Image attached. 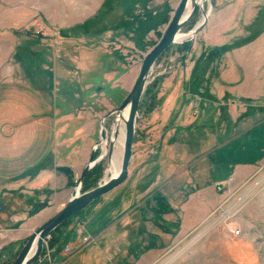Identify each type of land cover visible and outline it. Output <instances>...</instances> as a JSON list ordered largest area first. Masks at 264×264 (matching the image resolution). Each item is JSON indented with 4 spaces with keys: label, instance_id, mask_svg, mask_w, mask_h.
<instances>
[{
    "label": "rangeland",
    "instance_id": "rangeland-1",
    "mask_svg": "<svg viewBox=\"0 0 264 264\" xmlns=\"http://www.w3.org/2000/svg\"><path fill=\"white\" fill-rule=\"evenodd\" d=\"M100 1L0 0V84L5 91L21 93V96L8 95L1 102L4 107L3 120L11 122L7 125L4 139L7 155L48 152L50 157L53 143L56 146L52 153L57 155L61 130L57 125L50 126V122L54 124L58 117L67 112L68 107L81 104L86 100L84 95L96 88H101L104 95L113 97L118 104L128 94L143 57L159 41L166 23L146 31L138 48L126 47L113 38H104L112 29L114 4L112 0H104L101 11L93 14L94 6ZM178 2L153 0L148 4L147 11L158 15L165 8L166 13H170V19ZM201 11L209 12L204 28L191 41L172 45L164 51L149 74L138 105L131 161L132 167L137 168L141 162L139 160L148 154V150L159 149L160 137L164 136L170 123L166 128L155 129L146 124L144 114L149 106H162L161 103L166 101L165 95L175 88L176 82L172 81L164 87V97L160 100L156 98L157 89L163 87L165 78L185 72L187 68L182 66L184 57L192 59L203 56L213 61L227 55L233 64H238L239 57H244L238 67L232 65L241 70L240 79L234 84L216 81L215 86H211L212 82L202 81L200 83L205 84L203 93L187 92V89L191 91L190 81L183 83V87L182 81L178 82L175 88L176 111L188 117L193 115L201 126L197 130L198 135L195 134L199 149L214 147L212 155L190 169L192 174L198 172L197 178L204 184L213 183L218 177H226L227 172L222 175L212 172L214 164L226 166L245 162L250 152L258 153L260 143L264 145V122L254 132L226 142L238 127L245 129L264 119V0H202L182 27L181 34L191 31L202 21ZM114 20L116 23L117 19ZM205 28H219L215 29L214 37L220 43L209 44ZM222 28L229 30L224 32ZM218 44L224 47H218ZM254 46L258 49H254ZM117 47L125 53V60L116 50ZM85 57L89 59L86 61ZM79 60H82L80 64ZM126 65L131 71V79L123 76L127 72L124 70ZM226 68H229L228 63ZM234 86H241L251 94L231 96V91H221H235L237 88ZM210 88L213 93L208 92ZM182 91L186 93L182 94ZM41 92L50 96L48 109L40 104L35 105L34 97L43 96ZM101 125L103 128L99 127L98 133L104 134L107 143L105 149L101 144H95L91 149L93 160L103 156L90 169L100 172L92 187L103 178L109 156L118 154L117 147L113 145L109 152L114 116L107 117ZM174 137L171 142L177 141ZM174 152L180 154V149ZM261 155L258 153L257 157ZM84 167L75 176L71 171L72 192ZM176 171H180V168ZM231 179L221 190L215 189L212 200L215 207L209 210L206 218L183 234L174 233L166 248L159 255L150 256L147 264H264V160L244 172L239 182L233 176ZM188 188L192 190L191 186ZM87 190L80 185L81 192ZM108 194L110 192L101 198ZM49 198L48 194L49 204L40 207V213L49 212L45 221L65 205L60 206ZM89 206L78 213L84 214L83 221L88 230L91 227ZM74 219L75 216L70 218L69 223ZM42 224H35L28 235ZM68 225L61 229V234ZM1 233L0 264H11L22 246L14 248L12 243H8L5 233ZM52 233L44 241L41 255L33 264H53L54 255L62 256L66 243L58 242L53 248L49 247Z\"/></svg>",
    "mask_w": 264,
    "mask_h": 264
},
{
    "label": "crops",
    "instance_id": "crops-1",
    "mask_svg": "<svg viewBox=\"0 0 264 264\" xmlns=\"http://www.w3.org/2000/svg\"><path fill=\"white\" fill-rule=\"evenodd\" d=\"M112 1L114 4L112 29L104 35V38H113L126 47L138 48L141 46L140 39L144 37L146 31L157 28L160 23L167 25L169 21L170 13L167 14L165 8L158 15L147 11L148 4L153 0ZM103 4L104 0L98 2L94 6L93 14L99 13ZM114 18L117 19L116 23ZM215 29L219 28L204 29L208 33L207 41L212 45L220 43V41L216 42L214 37ZM222 29L224 32L229 30V28ZM218 47H224V45L218 44ZM256 47L254 49H258ZM116 50L125 60L126 55L123 50L120 51V47ZM88 59L85 57L84 60ZM243 59L244 57H239V63L233 64L227 55L213 61L203 56H195L192 59L184 57L182 66L187 68L185 72L165 78L163 87L157 89L156 98L160 100L164 97V87L169 86L172 81L176 82L175 88L181 81L182 87L187 81L192 83L199 80L212 82L211 86H215L216 81H228L234 84L240 79L241 70L232 65L238 67ZM81 61L79 60L78 64ZM124 70L127 72L123 73V76L131 79V71L127 65ZM204 85L201 84L199 92L203 93ZM1 87L3 85L0 86V236L1 232H4L8 243H12L14 248H20L29 236V230L35 224L44 223L49 215L48 211L40 213V207L49 204L48 194L49 199L60 206L66 204L72 194L70 185L71 179L73 180L72 175L66 176L58 172L56 168L68 167L70 174L72 171L74 176L77 171L82 170L90 158L92 147L100 138L98 133L100 124L120 103H115L113 97L104 95L101 88H96L84 95L86 100L81 104L68 107L67 112H64L62 117H58L54 124L50 122V126L57 125L61 130L57 155L52 153L56 146L54 143L52 149L50 147V157L48 152L7 155L4 139L7 125L11 122L3 120L4 107L1 102L8 95L9 97H14L16 94L21 96V93L16 90L5 91ZM175 88L165 95L167 99L161 103L162 106L154 105L144 114L146 124L155 129L166 128L168 122L170 123L164 136L160 137L159 149L148 150V154L139 160L141 162L137 168H133L130 161L126 181L113 189L106 197L94 201L89 206L91 207L89 208L91 213L89 230L83 221L84 214L75 216V219L62 232L59 243L74 247L80 244V235L74 228L76 219L84 222L82 232L89 237V242L68 259H63L60 254L54 255L53 264H147L150 262V256H157L166 248V243L172 240L174 233L183 234L206 218L209 210L215 207L212 200H214L217 183L224 182L232 176L236 182H239L244 172L264 160V145L260 143L258 153H262L261 156L257 157V152H250V157L245 162L226 166L212 164L213 173L222 175L227 172L226 177H218L213 183H200L198 172L192 174L190 169L212 155L214 147L206 146V149L203 148L202 151L199 149L195 134L201 126L193 115L188 117L181 111H176ZM234 88L237 90L222 89L221 91L222 93L223 90L231 91V96L251 94L241 86H234ZM209 90H207L209 93L214 92L211 88ZM187 92L191 91L187 89ZM184 93L186 92L182 91V94ZM42 94L43 96L34 97L35 105L40 104L44 109H48L50 96L46 95L47 93ZM262 122L264 119L245 129L238 127L233 134L229 135L226 142L254 132ZM172 137L177 141L171 142ZM15 142L16 139L13 143ZM164 149L169 152L168 156H166L167 151H164L166 154L162 152ZM175 149H180V154H176ZM178 168L180 171H176ZM178 179H180L179 182H177ZM188 186H191L192 190Z\"/></svg>",
    "mask_w": 264,
    "mask_h": 264
},
{
    "label": "water",
    "instance_id": "water-1",
    "mask_svg": "<svg viewBox=\"0 0 264 264\" xmlns=\"http://www.w3.org/2000/svg\"><path fill=\"white\" fill-rule=\"evenodd\" d=\"M188 1L189 0H179L159 41L143 57L136 78L134 79L133 84L128 91V94L119 104V106H117V108H115L110 113V115L115 116L128 107V116L125 123L123 150L121 155L120 170L118 174L116 176H111L108 179H105V172L100 182H98L91 189L81 192L80 185H82L86 174L96 164V162H98L103 157L100 156L97 160H93L91 155L88 164L84 167L80 178L78 179L76 186L73 189V192L66 204L26 238L19 253L11 264H33L41 255L44 241L57 227H59L65 221L80 213L94 201L111 192L113 189L117 188L126 181L128 177V167L132 157V142L138 120V105L140 98L145 91L149 74L159 56L170 46L180 45L187 41L185 40L179 43L176 42L175 38L177 33L181 31L182 27L186 24V22L190 19V17L195 13L197 9L198 5H194L187 17L182 20ZM201 14L203 16V19L191 31L188 32L191 34V38L188 39V41H191L195 37V35L198 34L206 25L209 12L201 11ZM102 128L103 127L101 125L100 129ZM104 139L105 136L101 132L99 141L96 143V146L100 145L102 140ZM111 149L112 144L110 142L109 152H111ZM109 161L110 156L108 162ZM56 170L66 176L70 175V168L68 167L60 166L57 167ZM75 189H77V192H75ZM33 245H35L34 250L32 248Z\"/></svg>",
    "mask_w": 264,
    "mask_h": 264
},
{
    "label": "bare ground",
    "instance_id": "bare-ground-1",
    "mask_svg": "<svg viewBox=\"0 0 264 264\" xmlns=\"http://www.w3.org/2000/svg\"><path fill=\"white\" fill-rule=\"evenodd\" d=\"M201 2L202 0H189L187 2L185 13L182 20H184L187 17V15L189 14V12L191 11L194 5H200ZM190 38H191L190 33L187 32L185 34H181L179 31L176 35L175 40L176 42L180 43ZM127 116H128V107L114 116V125H113V131L111 133L110 142L113 146L117 147L118 154L117 156L116 155L110 156L109 165L105 173V179H108L111 176H116L120 170L121 155H122L123 142H124L125 123L127 120ZM106 143H107L106 139L102 140L101 145L103 149L106 148ZM105 152L106 150L103 151V154H105ZM75 192H77V189H75ZM34 246L35 245H33L32 247L33 250H34Z\"/></svg>",
    "mask_w": 264,
    "mask_h": 264
},
{
    "label": "trees",
    "instance_id": "trees-1",
    "mask_svg": "<svg viewBox=\"0 0 264 264\" xmlns=\"http://www.w3.org/2000/svg\"><path fill=\"white\" fill-rule=\"evenodd\" d=\"M200 82H202V81L199 80V81H193L192 83H190V90L192 93H198L199 92L198 89L201 86ZM151 107L152 106H149L147 110L151 109ZM99 174H100V172L97 169L88 171V173L86 174V176L82 182V186H84V190H87L94 185V182L99 177ZM76 215H78V214H76ZM76 215H74V216H76ZM67 224H69V220L65 221L61 226H59L58 228L55 229V231L52 233V236H51V242L49 241V247L51 246L53 248L55 246V244H58L60 236H61V229L63 227H65V225H67Z\"/></svg>",
    "mask_w": 264,
    "mask_h": 264
},
{
    "label": "built area",
    "instance_id": "built-area-1",
    "mask_svg": "<svg viewBox=\"0 0 264 264\" xmlns=\"http://www.w3.org/2000/svg\"><path fill=\"white\" fill-rule=\"evenodd\" d=\"M231 177H229L226 181L224 182H219L215 185L217 190H221L224 185L226 183L231 182ZM74 228H75V232H77V234L80 235V244L78 246H72L70 244H65L62 248V256L63 259H68L70 258L72 255H74L77 251L80 250V248L87 244L89 242V237L86 236L85 234H83V229H84V222L82 220H76L74 223ZM238 233V232H236Z\"/></svg>",
    "mask_w": 264,
    "mask_h": 264
}]
</instances>
